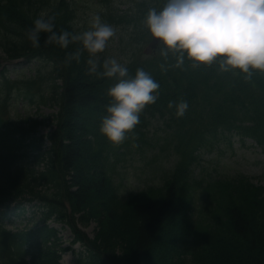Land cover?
Listing matches in <instances>:
<instances>
[{
	"label": "trees",
	"instance_id": "16d2710c",
	"mask_svg": "<svg viewBox=\"0 0 264 264\" xmlns=\"http://www.w3.org/2000/svg\"><path fill=\"white\" fill-rule=\"evenodd\" d=\"M18 12L16 9L14 16L20 20ZM48 36L40 35L39 46L60 56L62 69L55 72L66 80L62 131L68 144L61 149L65 169L72 171L68 188L75 190H67L65 194L72 214H82L80 218L85 221L89 217L99 219L100 231L94 241L78 235V239L89 245L93 264L97 259L99 264H156L157 249L162 264H179L181 253L184 256L190 253L197 264H264V224L258 223L254 213L244 215L240 209L233 210L231 216L223 213L212 232L202 229V247L190 238L195 234L191 209L184 208L186 213L173 204L169 186L125 200L117 197L110 179L94 159L107 149L100 125L107 106L113 102L108 95L113 81L100 75L103 71L100 68L97 72L89 71L87 52L82 47L70 43L66 48L61 47L55 42L49 43ZM31 43L30 39L22 42L15 50H27ZM233 85L244 86L238 80H233ZM86 135L92 140H87ZM88 168L95 170L97 176L86 182L83 172ZM15 182L19 187L13 186L14 191L22 193L27 186L20 179ZM58 207L64 218L67 210L62 200ZM33 264L58 262L53 250L46 248L38 250Z\"/></svg>",
	"mask_w": 264,
	"mask_h": 264
},
{
	"label": "clouds",
	"instance_id": "9594fccd",
	"mask_svg": "<svg viewBox=\"0 0 264 264\" xmlns=\"http://www.w3.org/2000/svg\"><path fill=\"white\" fill-rule=\"evenodd\" d=\"M144 23L151 35L161 44L160 53L176 56L177 65L190 59L193 65L219 62L221 70L251 74L264 71V0H166L159 10H148ZM52 18L41 14L34 21L28 38L39 46L41 32L49 33L48 42L67 47L71 41H80L89 53V71L97 72L100 64L97 54L103 52L116 34V28L101 20L97 14L92 27L82 33L67 30L54 31ZM79 56V51L75 53ZM105 77H116L108 89L112 103L102 118L100 132L112 143L119 144L126 134L139 123L140 113L157 100L160 85L143 68L129 76L126 64L116 57L103 61ZM175 104L176 115H184L188 108L185 100Z\"/></svg>",
	"mask_w": 264,
	"mask_h": 264
},
{
	"label": "rangeland",
	"instance_id": "374dc122",
	"mask_svg": "<svg viewBox=\"0 0 264 264\" xmlns=\"http://www.w3.org/2000/svg\"><path fill=\"white\" fill-rule=\"evenodd\" d=\"M234 148L235 149L233 151L226 150V154L223 152H216L211 153L212 155L210 157L203 156L205 175H218L216 170H220L221 174L233 175V172H237L250 177L261 176L264 174V163L259 161V157L253 154L250 150L237 148V145H234ZM147 160L149 164L147 166H141L144 165V161L135 160L133 156H127L125 158L119 169V177L121 182H123L124 187L129 186V182L133 180L137 185H140L141 182H148V180L154 181L159 176L158 163L156 162L154 165H151V161L149 159ZM83 176L87 182L94 179L97 176V172L93 169H89L88 171L85 170L83 172ZM261 182H263V180ZM94 228L95 223H91L87 228L83 229L89 236H92ZM69 234V231L61 233L60 237L62 238L65 246H68L67 240ZM74 248L76 249L75 253L72 252L62 255L63 264H78V260L81 258L79 256L81 249L79 245ZM158 250L159 249L155 251L157 252L155 261L156 264H162V256L158 254Z\"/></svg>",
	"mask_w": 264,
	"mask_h": 264
}]
</instances>
